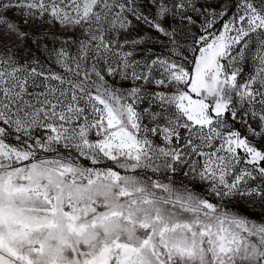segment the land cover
Wrapping results in <instances>:
<instances>
[{
	"label": "snow or ice",
	"instance_id": "1",
	"mask_svg": "<svg viewBox=\"0 0 264 264\" xmlns=\"http://www.w3.org/2000/svg\"><path fill=\"white\" fill-rule=\"evenodd\" d=\"M0 264H264V0H0Z\"/></svg>",
	"mask_w": 264,
	"mask_h": 264
}]
</instances>
